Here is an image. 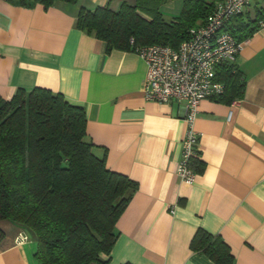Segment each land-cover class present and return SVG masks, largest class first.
<instances>
[{"label": "crops", "instance_id": "obj_1", "mask_svg": "<svg viewBox=\"0 0 264 264\" xmlns=\"http://www.w3.org/2000/svg\"><path fill=\"white\" fill-rule=\"evenodd\" d=\"M121 1L0 0V95L40 85L83 105L94 153L136 180L104 255L108 264H217L191 247L199 228L229 245V264H264V23L243 39L235 59L242 95L199 102L193 126L201 166L186 182L176 173L188 126L183 104L147 98L143 58L107 49L76 24L81 6L118 8ZM164 5L172 17L182 0L166 1L162 13ZM0 228V264H41L31 229L9 218Z\"/></svg>", "mask_w": 264, "mask_h": 264}, {"label": "trees", "instance_id": "obj_2", "mask_svg": "<svg viewBox=\"0 0 264 264\" xmlns=\"http://www.w3.org/2000/svg\"><path fill=\"white\" fill-rule=\"evenodd\" d=\"M9 1L44 6L53 2ZM166 1L122 0L118 8L109 3L81 6L76 24L105 40L107 49L135 51L150 43L176 46L216 0H182L179 13L168 19L161 12ZM258 1L253 14H234L223 29L238 40L247 38L264 18ZM215 70L223 83L215 98L229 102L240 97L245 79L235 61H222ZM93 146L84 106L61 92L36 85L29 90L19 87L10 97L0 95V219L15 220L35 233L34 256L41 264H108L104 255L117 237L115 222L137 182L109 168ZM191 163L201 166L196 157ZM2 234L0 228V238ZM190 244L217 264L233 259L223 238L202 228Z\"/></svg>", "mask_w": 264, "mask_h": 264}, {"label": "built area", "instance_id": "obj_3", "mask_svg": "<svg viewBox=\"0 0 264 264\" xmlns=\"http://www.w3.org/2000/svg\"><path fill=\"white\" fill-rule=\"evenodd\" d=\"M254 1L216 0L206 17L197 20L176 46L150 43L135 50L146 63L145 96L159 102L175 100L184 106L188 126L176 166L183 181L192 182L196 175L191 160L198 155L199 134L193 122L199 102L223 90L222 81L216 77V65L235 61L243 44L223 26L230 16L245 11ZM259 23L263 24L264 18Z\"/></svg>", "mask_w": 264, "mask_h": 264}, {"label": "rangeland", "instance_id": "obj_4", "mask_svg": "<svg viewBox=\"0 0 264 264\" xmlns=\"http://www.w3.org/2000/svg\"><path fill=\"white\" fill-rule=\"evenodd\" d=\"M174 1V3H176V6H179L180 5V3H181V0H173ZM257 4H260V5H262L263 7H264V1L263 0H259L258 2H257ZM253 8H254V3H252L251 5H250V7L248 8V9H246L245 11H249L251 14H253ZM177 9H179V7H177ZM163 15H164V17L166 18V19H168V18H170V14L166 11L167 9H166V7H165V5L163 6Z\"/></svg>", "mask_w": 264, "mask_h": 264}]
</instances>
